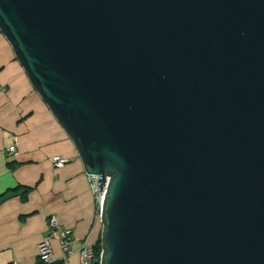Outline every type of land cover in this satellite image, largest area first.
<instances>
[{
    "label": "water",
    "instance_id": "obj_1",
    "mask_svg": "<svg viewBox=\"0 0 264 264\" xmlns=\"http://www.w3.org/2000/svg\"><path fill=\"white\" fill-rule=\"evenodd\" d=\"M0 34L97 177L99 264H264V0H0Z\"/></svg>",
    "mask_w": 264,
    "mask_h": 264
},
{
    "label": "crops",
    "instance_id": "obj_2",
    "mask_svg": "<svg viewBox=\"0 0 264 264\" xmlns=\"http://www.w3.org/2000/svg\"><path fill=\"white\" fill-rule=\"evenodd\" d=\"M11 146L14 154L8 152ZM52 157L67 163L55 168ZM23 190H28L25 201ZM50 217L70 232L75 252L99 239L89 177L0 34V264H38L37 246L47 236ZM51 246L60 258L58 244ZM67 264H78L77 255Z\"/></svg>",
    "mask_w": 264,
    "mask_h": 264
},
{
    "label": "built area",
    "instance_id": "obj_3",
    "mask_svg": "<svg viewBox=\"0 0 264 264\" xmlns=\"http://www.w3.org/2000/svg\"><path fill=\"white\" fill-rule=\"evenodd\" d=\"M9 154H14L16 148L11 146L8 148ZM50 163L55 168H62L67 161L61 157H52ZM89 183L96 195V202L99 207L98 219L100 217V208L103 200V194L98 190L97 177L88 176ZM48 233L45 239L37 246L38 264H67L75 254L78 257V264H95L96 257L93 246L84 243L78 251H73L71 248L70 232L60 227L55 217H50L47 221ZM55 241L61 251V257L57 258L54 254L51 242Z\"/></svg>",
    "mask_w": 264,
    "mask_h": 264
},
{
    "label": "trees",
    "instance_id": "obj_4",
    "mask_svg": "<svg viewBox=\"0 0 264 264\" xmlns=\"http://www.w3.org/2000/svg\"><path fill=\"white\" fill-rule=\"evenodd\" d=\"M27 193H28V190H23L21 193H20V196H21V199H23V201L26 200L27 198ZM98 210H99V207L97 205V215H98ZM99 238H100V234H99ZM94 248V251H95V257H96V262L95 264H99V258H100V242H99V239L98 241L96 242V244L93 246ZM59 264V263H57Z\"/></svg>",
    "mask_w": 264,
    "mask_h": 264
}]
</instances>
